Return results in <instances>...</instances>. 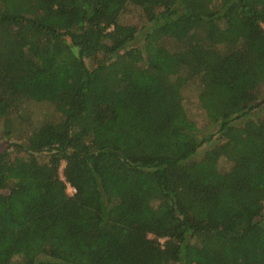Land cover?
<instances>
[{"label":"trees","instance_id":"obj_1","mask_svg":"<svg viewBox=\"0 0 264 264\" xmlns=\"http://www.w3.org/2000/svg\"><path fill=\"white\" fill-rule=\"evenodd\" d=\"M0 138V264H264V0H0Z\"/></svg>","mask_w":264,"mask_h":264},{"label":"rangeland","instance_id":"obj_2","mask_svg":"<svg viewBox=\"0 0 264 264\" xmlns=\"http://www.w3.org/2000/svg\"><path fill=\"white\" fill-rule=\"evenodd\" d=\"M123 21L125 23L135 24L136 23V13H135V11L126 12V14L123 17ZM209 129H210L209 127H206L204 132H201V133H205ZM6 140H9V139L0 138V150L4 148V146H5L4 144H5ZM69 191H71V190L69 189Z\"/></svg>","mask_w":264,"mask_h":264}]
</instances>
